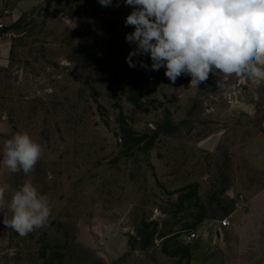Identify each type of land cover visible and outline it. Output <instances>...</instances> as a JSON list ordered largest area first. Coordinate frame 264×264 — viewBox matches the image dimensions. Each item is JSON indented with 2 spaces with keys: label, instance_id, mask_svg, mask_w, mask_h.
Returning a JSON list of instances; mask_svg holds the SVG:
<instances>
[{
  "label": "rangeland",
  "instance_id": "374dc122",
  "mask_svg": "<svg viewBox=\"0 0 264 264\" xmlns=\"http://www.w3.org/2000/svg\"><path fill=\"white\" fill-rule=\"evenodd\" d=\"M33 1L0 68V187L9 219L28 178L52 212L23 237L0 212V264H264V82L173 84L126 62L123 0ZM17 132L43 147L27 176L2 163Z\"/></svg>",
  "mask_w": 264,
  "mask_h": 264
},
{
  "label": "clouds",
  "instance_id": "9594fccd",
  "mask_svg": "<svg viewBox=\"0 0 264 264\" xmlns=\"http://www.w3.org/2000/svg\"><path fill=\"white\" fill-rule=\"evenodd\" d=\"M104 7H120V0H98ZM132 11L125 26L134 30L125 41L135 47L126 62L145 70L165 68L174 84L190 75L198 86L209 74L246 77L252 84L264 82V0H123ZM151 59L149 69L140 57ZM219 85V81L217 82ZM259 100V95L255 96ZM43 147L27 132H17L5 141L2 163L13 173L33 172ZM5 213V187H0L3 223L20 236L43 227L52 209L48 197L40 194L30 178L14 192ZM12 254L14 250H12Z\"/></svg>",
  "mask_w": 264,
  "mask_h": 264
},
{
  "label": "crops",
  "instance_id": "0c3cea01",
  "mask_svg": "<svg viewBox=\"0 0 264 264\" xmlns=\"http://www.w3.org/2000/svg\"><path fill=\"white\" fill-rule=\"evenodd\" d=\"M34 7V1H25L20 3L14 9L9 12L8 16L3 18V22L9 26H14L23 16V14L27 13L29 9ZM1 13V11H0ZM12 52V44L11 41H6L0 44V68H5L10 64V56ZM258 166L264 171V158H259Z\"/></svg>",
  "mask_w": 264,
  "mask_h": 264
},
{
  "label": "built area",
  "instance_id": "2783aa9c",
  "mask_svg": "<svg viewBox=\"0 0 264 264\" xmlns=\"http://www.w3.org/2000/svg\"><path fill=\"white\" fill-rule=\"evenodd\" d=\"M8 15H9L8 11L0 13V44L6 41H11L13 39V35H14L13 29H11V27L7 26L3 22V18ZM229 227H231V222L228 218H226L221 222V228L227 229ZM183 238L185 243L189 244L194 242L195 239L198 238V235L196 233H187L183 235Z\"/></svg>",
  "mask_w": 264,
  "mask_h": 264
},
{
  "label": "water",
  "instance_id": "95a60500",
  "mask_svg": "<svg viewBox=\"0 0 264 264\" xmlns=\"http://www.w3.org/2000/svg\"><path fill=\"white\" fill-rule=\"evenodd\" d=\"M241 109L247 113H252L253 111V107L251 105H246V104H243L241 106ZM218 139H219V135L212 136L209 140H207V142H205L202 145V147L210 150L217 143Z\"/></svg>",
  "mask_w": 264,
  "mask_h": 264
},
{
  "label": "trees",
  "instance_id": "16d2710c",
  "mask_svg": "<svg viewBox=\"0 0 264 264\" xmlns=\"http://www.w3.org/2000/svg\"><path fill=\"white\" fill-rule=\"evenodd\" d=\"M23 18H21L14 26L11 27V29L15 30L18 29V27L22 24Z\"/></svg>",
  "mask_w": 264,
  "mask_h": 264
}]
</instances>
